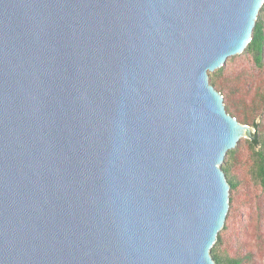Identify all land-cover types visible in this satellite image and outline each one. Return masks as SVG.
<instances>
[{
  "label": "water",
  "instance_id": "1",
  "mask_svg": "<svg viewBox=\"0 0 264 264\" xmlns=\"http://www.w3.org/2000/svg\"><path fill=\"white\" fill-rule=\"evenodd\" d=\"M263 2L0 0V264H217Z\"/></svg>",
  "mask_w": 264,
  "mask_h": 264
},
{
  "label": "trees",
  "instance_id": "2",
  "mask_svg": "<svg viewBox=\"0 0 264 264\" xmlns=\"http://www.w3.org/2000/svg\"><path fill=\"white\" fill-rule=\"evenodd\" d=\"M243 54L248 60L249 69L246 68L247 66L245 69L234 64L229 74L222 65L210 73V82L223 94L227 111L242 123L255 129V137H244L243 149L235 146L228 150L221 165L230 184V207L225 224L211 249L217 264H258L250 254L244 257L247 253L242 255L233 253L236 251L225 244L224 237L230 227V215L242 211L240 191L245 192L246 180L234 170L237 163L245 166L247 172L252 173V179L264 194V2L253 28L251 40ZM235 59L236 56L230 57L231 61ZM246 244L247 247L250 242L246 241Z\"/></svg>",
  "mask_w": 264,
  "mask_h": 264
},
{
  "label": "rangeland",
  "instance_id": "3",
  "mask_svg": "<svg viewBox=\"0 0 264 264\" xmlns=\"http://www.w3.org/2000/svg\"><path fill=\"white\" fill-rule=\"evenodd\" d=\"M233 56H236L234 61H231L230 57L232 56H229L223 65L229 74H231L234 64L240 68H245L248 65V60L244 57L243 52ZM246 68L249 69L248 66ZM244 137H241L236 145L241 149H243L242 139ZM234 170L246 180V186L245 192L240 191L242 211L239 214L230 215V227L225 232L224 242L229 245L231 250L236 251L233 253L237 255L247 253L244 257L250 254L258 264H264V194L260 192L258 184L252 179V173L247 172L245 166L237 163ZM246 241L250 242L247 247Z\"/></svg>",
  "mask_w": 264,
  "mask_h": 264
}]
</instances>
